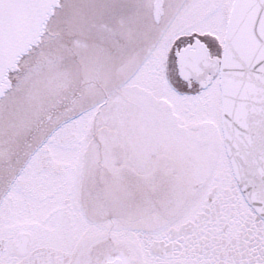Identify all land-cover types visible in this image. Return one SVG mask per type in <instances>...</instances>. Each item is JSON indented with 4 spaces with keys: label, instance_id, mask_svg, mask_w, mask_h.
<instances>
[{
    "label": "snow or ice",
    "instance_id": "1",
    "mask_svg": "<svg viewBox=\"0 0 264 264\" xmlns=\"http://www.w3.org/2000/svg\"><path fill=\"white\" fill-rule=\"evenodd\" d=\"M0 264H264V0H0Z\"/></svg>",
    "mask_w": 264,
    "mask_h": 264
}]
</instances>
